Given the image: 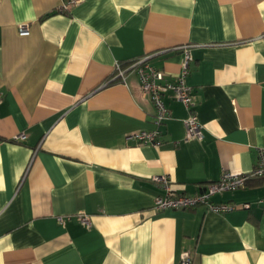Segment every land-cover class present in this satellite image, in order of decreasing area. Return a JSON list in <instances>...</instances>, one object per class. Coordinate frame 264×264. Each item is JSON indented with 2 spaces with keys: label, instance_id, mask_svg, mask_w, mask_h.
<instances>
[{
  "label": "crops",
  "instance_id": "1",
  "mask_svg": "<svg viewBox=\"0 0 264 264\" xmlns=\"http://www.w3.org/2000/svg\"><path fill=\"white\" fill-rule=\"evenodd\" d=\"M62 1L0 0V264H179L185 251L192 264H264V177L214 195L234 207L220 213L154 211L165 191L152 180L192 195L256 165L264 0H82L63 13ZM184 49L201 141L183 142L188 112L167 96L154 123L136 71L108 84L142 57L174 77ZM157 127L159 147L131 138Z\"/></svg>",
  "mask_w": 264,
  "mask_h": 264
},
{
  "label": "built area",
  "instance_id": "2",
  "mask_svg": "<svg viewBox=\"0 0 264 264\" xmlns=\"http://www.w3.org/2000/svg\"><path fill=\"white\" fill-rule=\"evenodd\" d=\"M82 0H63L57 7L59 12H67L69 7L80 3ZM18 33L22 36L29 33L27 24L19 25ZM148 57H142L131 61L127 66H123L117 62L115 64L114 75L111 82L126 83V75L130 71H136L140 81V88L144 95L148 96L154 106L155 115L154 123L160 126L169 118L168 107L165 104L164 97L167 96L183 105L188 112L187 116L182 120L185 129L183 142L190 140H203V125L198 119L195 110V102L193 99L191 88L186 83V78L190 72V63L193 60L188 49H184L183 59L180 63L179 72L174 77H166V75L155 69L148 62ZM110 82H108L109 84ZM160 130L157 127L154 130H142L134 132L131 138L138 144H147L152 147H159L162 143L160 140ZM19 135V138H22ZM264 177V146L258 149L257 162L249 173H239L229 170L222 171L219 179L215 182L208 183L199 192L188 195L183 193H174L170 186V180L165 175H154L152 180L159 183L164 189V195L155 197L153 209L154 211H164L168 209H190L199 205L206 206L209 212H227L234 209L233 206L227 204H215L211 198L214 195L222 194L243 188L248 180L252 178ZM264 202V201H262ZM248 207V205H244ZM80 222L89 227L91 225L90 215L79 213ZM59 221L62 217H57ZM179 264H192V258L188 251L181 254Z\"/></svg>",
  "mask_w": 264,
  "mask_h": 264
},
{
  "label": "trees",
  "instance_id": "3",
  "mask_svg": "<svg viewBox=\"0 0 264 264\" xmlns=\"http://www.w3.org/2000/svg\"><path fill=\"white\" fill-rule=\"evenodd\" d=\"M123 65V64H122ZM128 65V64H127ZM127 65H125V66H127ZM111 83H113V82H110L109 84H111Z\"/></svg>",
  "mask_w": 264,
  "mask_h": 264
}]
</instances>
